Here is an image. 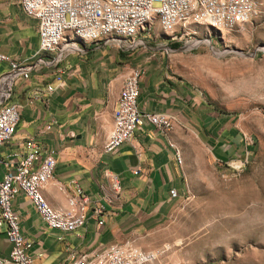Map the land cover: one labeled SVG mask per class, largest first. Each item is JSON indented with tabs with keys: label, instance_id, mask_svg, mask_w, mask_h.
I'll return each instance as SVG.
<instances>
[{
	"label": "crops",
	"instance_id": "obj_1",
	"mask_svg": "<svg viewBox=\"0 0 264 264\" xmlns=\"http://www.w3.org/2000/svg\"><path fill=\"white\" fill-rule=\"evenodd\" d=\"M144 39L133 49L106 38L86 41L83 51L69 52L58 62L61 71L42 64L28 78L14 80L10 100L20 104L19 118L11 137L0 146V155L23 154L32 139L39 156L52 151L55 158L51 177L41 187L48 203L64 207L65 194L58 185L70 190L74 183L90 199L83 224L63 231L46 226L23 191L14 193L11 207L18 213L21 234L30 241L27 253L32 264H61L69 249L83 252L126 238L137 245L169 214L182 192V164L175 158L171 129L161 131L143 119L128 140L111 151L102 150L128 67L143 68L136 99L140 111L173 115L195 131L212 157L225 159L251 146L232 115L208 103L198 89L167 79L162 57L149 53L145 45L149 39ZM166 42L170 47L174 42L180 45L177 40ZM36 48V19L24 13L18 0H0V52L21 59L31 57ZM6 68L7 63L0 61V72ZM107 173L116 175L120 184L118 194L109 200L102 196L109 191ZM171 188L177 196L170 197ZM98 202L104 210L95 216ZM100 217L102 223L97 224ZM9 248L1 228L0 255Z\"/></svg>",
	"mask_w": 264,
	"mask_h": 264
},
{
	"label": "built area",
	"instance_id": "obj_2",
	"mask_svg": "<svg viewBox=\"0 0 264 264\" xmlns=\"http://www.w3.org/2000/svg\"><path fill=\"white\" fill-rule=\"evenodd\" d=\"M18 3L24 13L37 21V48L31 57L21 59L0 52V61L7 63L6 70L0 72V146L11 137L19 118L20 104L10 100L14 80L28 78L29 72L38 66H56V70L61 71L57 64L67 53H80L83 42L100 38L133 49L144 44V38L150 36L153 18L167 40H177L179 48L190 50L198 47L201 41L208 43V39L192 38L187 42L181 41L183 36L197 35L199 28L214 32L231 30L245 22L256 7L255 0H18ZM165 49L172 50L167 45ZM142 73V67L130 66L122 77L112 111V126L102 144L103 151H111L128 140L143 119L161 131L170 130L175 123L181 125L171 114L138 109L136 99ZM47 88L50 89V85ZM30 101L28 98L27 102ZM27 145L23 154L12 151L0 155L3 169L0 174V229L10 242L8 253L0 255V264H32L27 253L30 241L21 234L18 213L11 207L17 190L30 199L46 226L63 231H75L83 224L90 200L77 183L70 190L58 185L64 191L65 206L52 207L43 197L41 187L51 177L54 155L48 151L39 156L32 139ZM175 158L181 162L176 147ZM233 158V163L232 160L222 162L238 168L246 160L240 155ZM132 172L136 173L137 169ZM106 177L109 191L102 196L109 200L118 194L120 184L116 175L107 173ZM169 195L175 197L178 192L171 188ZM103 210V204L98 202L93 214L97 216ZM102 220L97 218V224ZM155 256L152 250H143L132 238H126L83 252L69 249L61 264H150Z\"/></svg>",
	"mask_w": 264,
	"mask_h": 264
},
{
	"label": "rangeland",
	"instance_id": "obj_3",
	"mask_svg": "<svg viewBox=\"0 0 264 264\" xmlns=\"http://www.w3.org/2000/svg\"><path fill=\"white\" fill-rule=\"evenodd\" d=\"M255 3L250 17L231 30L199 28L183 36L208 39L190 50H166V34L152 20L146 49L162 57L167 79L198 89L232 115L251 146L212 157L191 127L173 125L182 192L138 240L141 249L155 252L150 264H264V0ZM236 155L246 159L240 167L222 162L233 163Z\"/></svg>",
	"mask_w": 264,
	"mask_h": 264
},
{
	"label": "trees",
	"instance_id": "obj_4",
	"mask_svg": "<svg viewBox=\"0 0 264 264\" xmlns=\"http://www.w3.org/2000/svg\"><path fill=\"white\" fill-rule=\"evenodd\" d=\"M171 46L177 47L178 46V43L174 42V43L171 44Z\"/></svg>",
	"mask_w": 264,
	"mask_h": 264
}]
</instances>
